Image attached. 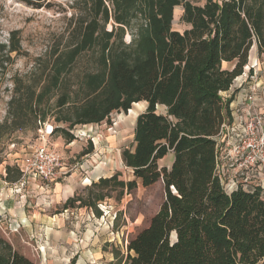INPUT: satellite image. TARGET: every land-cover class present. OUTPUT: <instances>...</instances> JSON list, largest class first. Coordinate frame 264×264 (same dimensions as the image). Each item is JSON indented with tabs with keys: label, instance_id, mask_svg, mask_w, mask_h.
Instances as JSON below:
<instances>
[{
	"label": "trees",
	"instance_id": "trees-1",
	"mask_svg": "<svg viewBox=\"0 0 264 264\" xmlns=\"http://www.w3.org/2000/svg\"><path fill=\"white\" fill-rule=\"evenodd\" d=\"M86 5L91 18L83 22L76 42L58 55L52 86L38 99L51 94L78 59L95 50L99 69L85 76L87 93L72 125L100 124L114 112L128 114L134 104L147 103L137 117L136 146L124 149L122 158L144 187L162 180L165 199L149 225L129 240L122 264H264L262 191L228 194L217 174V138L232 119L230 100L222 94L243 74L254 41L264 49V4L87 0ZM178 6L189 26L184 32L173 29ZM1 47H8L7 59L20 50L13 43ZM233 61L236 67L226 69ZM64 98V105L72 100L70 94ZM160 106L165 114L158 112ZM171 152L172 167L160 168L159 161ZM120 175L93 182L84 191L87 196L69 198L63 209L79 203L99 213L100 202L121 200L138 183ZM0 264L37 263L0 236Z\"/></svg>",
	"mask_w": 264,
	"mask_h": 264
},
{
	"label": "rangeland",
	"instance_id": "rangeland-1",
	"mask_svg": "<svg viewBox=\"0 0 264 264\" xmlns=\"http://www.w3.org/2000/svg\"><path fill=\"white\" fill-rule=\"evenodd\" d=\"M86 1L0 0V194L6 199L5 209L0 208V236L37 264H122L129 240L149 225L165 199L162 180L144 187L122 158L124 149L136 146L137 117L147 104L134 120L114 112L100 124L72 125L87 93L85 76L99 69L97 51L82 55L59 87L38 99L52 86L58 55L76 42L83 22L91 18ZM188 1L203 7L207 0ZM250 3L263 6L264 0ZM183 12L182 6L174 12L173 29L179 32L189 28L181 21ZM125 41L130 42L129 35ZM12 43L20 50L7 59L8 47L3 51L1 46ZM66 94L72 100L64 105ZM158 112L165 114V107ZM42 144L62 156L64 169L55 182L38 179L27 184L26 193L16 192L12 185L21 178L18 164ZM172 156L159 161L160 168L170 169ZM116 173L126 182L136 180L137 188L121 200L100 202L99 213L79 203L63 209L68 184H73L69 197L87 196L86 187ZM56 183L61 184L58 192Z\"/></svg>",
	"mask_w": 264,
	"mask_h": 264
},
{
	"label": "built area",
	"instance_id": "built-area-1",
	"mask_svg": "<svg viewBox=\"0 0 264 264\" xmlns=\"http://www.w3.org/2000/svg\"><path fill=\"white\" fill-rule=\"evenodd\" d=\"M256 90L257 84L251 88L241 114L224 125L219 135H223L226 140L224 157L237 170L230 178L217 170L228 194L239 189L247 192L264 189V113L257 103ZM18 167L21 178L12 185L16 192L22 191L32 180L57 179L64 169L62 156L46 144L38 146L25 156Z\"/></svg>",
	"mask_w": 264,
	"mask_h": 264
},
{
	"label": "crops",
	"instance_id": "crops-1",
	"mask_svg": "<svg viewBox=\"0 0 264 264\" xmlns=\"http://www.w3.org/2000/svg\"><path fill=\"white\" fill-rule=\"evenodd\" d=\"M237 61L229 62L225 64V68L228 70H233L236 67ZM257 84V90H256V96H257V103L259 105L260 110L264 113V49L260 50L259 43L257 41H254V44L250 50L248 62L244 68V72L242 75L237 77L231 86L230 90L227 92H224L222 95L225 99L230 100V110L232 114V118L236 119L242 112L243 105L247 99V96L251 92V88L253 85ZM144 104H147L146 102H140L138 104H134L133 106L139 105L142 109L144 108ZM139 111V110H138ZM226 130H224L223 133H225ZM218 145H219V155H218V162H217V170L220 172V174H227L226 178L232 177L236 173L235 167L231 164L229 160H227L224 157L225 152V143L226 140L224 136H219L218 138ZM168 155H173L171 160L172 164L174 162V154L171 152ZM167 155V156H168ZM163 160V159H162ZM161 161V160H160ZM58 179V178H57ZM57 179L44 181L46 184L55 182ZM35 180H32L28 182L30 184ZM87 182L90 181V179L86 180ZM73 184H68L66 192L70 196L71 193H73ZM27 184L24 186L22 190L26 189ZM252 187L254 184L251 185ZM61 189V184L56 183V192H58ZM260 189V188H259ZM45 190V188H44ZM262 191L263 197H264V189H260ZM26 193V190L24 191ZM4 194H0V208L5 209L6 206V199H3ZM67 196L63 203H66V201L69 198ZM56 198V195H55ZM2 202V203H1ZM64 205V204H63ZM38 214H34V216H37ZM40 215V214H39ZM26 215H21L22 220H27Z\"/></svg>",
	"mask_w": 264,
	"mask_h": 264
},
{
	"label": "bare ground",
	"instance_id": "bare-ground-1",
	"mask_svg": "<svg viewBox=\"0 0 264 264\" xmlns=\"http://www.w3.org/2000/svg\"><path fill=\"white\" fill-rule=\"evenodd\" d=\"M140 108H141V107H140L139 105L134 106V109H131V110L129 111L128 116H129L132 120H134L135 117H136V115H137V111L140 110Z\"/></svg>",
	"mask_w": 264,
	"mask_h": 264
}]
</instances>
